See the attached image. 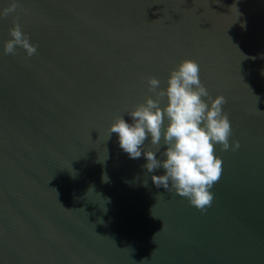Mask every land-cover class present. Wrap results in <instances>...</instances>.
<instances>
[{
	"label": "water",
	"instance_id": "95a60500",
	"mask_svg": "<svg viewBox=\"0 0 264 264\" xmlns=\"http://www.w3.org/2000/svg\"><path fill=\"white\" fill-rule=\"evenodd\" d=\"M19 5L0 17V264H264V0ZM14 22L33 56L4 53ZM186 59L226 98L240 144L215 146L222 173L205 212L109 138L156 98L147 78L166 88ZM144 149L156 151L150 137Z\"/></svg>",
	"mask_w": 264,
	"mask_h": 264
},
{
	"label": "clouds",
	"instance_id": "9594fccd",
	"mask_svg": "<svg viewBox=\"0 0 264 264\" xmlns=\"http://www.w3.org/2000/svg\"><path fill=\"white\" fill-rule=\"evenodd\" d=\"M18 8H21L19 0H11L0 12V17H8ZM9 31L12 38L5 43V54H15L18 46L26 50L29 57L37 53V46L30 42L18 22H14ZM199 73V64L186 59L172 70L166 88L161 87L158 78L148 77V91L156 98L149 96L145 103L128 112L131 123L123 116L118 117L109 129V138L113 133L118 134L120 148L131 159H139L143 154L147 160L144 167L149 173L160 168L164 170L163 175L151 177L156 187L168 191L175 189L177 195L205 212L212 206L211 189L222 173L223 161L216 155L215 146L221 145L222 151L230 147L235 151L240 144L237 141L234 147L230 145L231 122L223 111L226 98L212 99ZM208 101H211L210 106ZM149 137L156 151L144 149ZM161 148L165 150L161 152ZM158 152L166 158L158 159ZM108 179L105 174L103 180L108 182Z\"/></svg>",
	"mask_w": 264,
	"mask_h": 264
}]
</instances>
